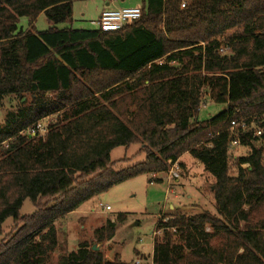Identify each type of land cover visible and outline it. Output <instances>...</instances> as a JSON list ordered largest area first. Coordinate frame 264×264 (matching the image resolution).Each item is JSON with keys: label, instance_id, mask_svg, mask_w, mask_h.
I'll return each instance as SVG.
<instances>
[{"label": "trees", "instance_id": "16d2710c", "mask_svg": "<svg viewBox=\"0 0 264 264\" xmlns=\"http://www.w3.org/2000/svg\"><path fill=\"white\" fill-rule=\"evenodd\" d=\"M141 9L120 30L84 29L64 25L74 0H0V102L18 100L0 123V232L8 218L15 225L0 264H49L56 220L126 180L182 167L187 152L215 178L216 212L160 220L153 263L264 264V0H145ZM41 14L45 30L33 25ZM207 97L223 110L200 121ZM50 117L45 135L28 133ZM243 119L246 128L231 129ZM235 139L248 148L237 158ZM132 144L145 160L117 170L112 150ZM26 199L36 210L22 216ZM94 234L110 240L116 223ZM56 264L138 263L108 261L83 242Z\"/></svg>", "mask_w": 264, "mask_h": 264}, {"label": "rangeland", "instance_id": "374dc122", "mask_svg": "<svg viewBox=\"0 0 264 264\" xmlns=\"http://www.w3.org/2000/svg\"><path fill=\"white\" fill-rule=\"evenodd\" d=\"M117 4L123 3L117 0ZM142 5L143 0H127L121 7H141ZM103 8L102 0H75L73 21L64 25L73 28L97 29ZM113 8L112 5L107 9ZM20 26L27 30L29 28L28 19L22 18ZM47 28H49V22L45 14H42L36 22V29L45 30ZM225 40L222 38V42ZM17 103L18 100L14 96H8L3 103L0 102V123L5 121L8 111L14 109ZM222 110L223 105L213 103L207 97L206 103L202 105L198 114V120H208ZM54 119L55 117H50L41 120L45 127L41 135L47 133L48 125ZM140 149V144H132L128 147L119 146L113 149L111 158L115 163V168L119 170L143 162L146 155L140 152ZM247 152L248 148L244 146L232 147L234 158ZM182 158L186 169L183 171L179 165L181 168L179 180H170L168 173L162 176L142 174L113 186L108 191L86 201L75 211L56 220L60 247L50 258L49 264H56L60 255L77 250L83 242L99 246L108 261L115 260L119 255L124 262L140 260L151 264L154 233L161 219H167L174 213L195 215L205 209L216 212L210 188L215 178L209 175L205 166L190 153ZM157 178L162 180L156 181ZM108 205L110 210L105 208ZM171 205L175 206L174 210H171ZM35 210L33 202L26 199L21 208V214L22 216L30 215ZM120 215L124 216L123 220H118ZM109 220L116 223L115 236L110 240L96 243L95 230L105 226ZM14 231L13 219L8 218L0 232V245L6 242ZM162 235L163 232L158 233L156 238ZM137 250L140 253L139 256L136 254Z\"/></svg>", "mask_w": 264, "mask_h": 264}, {"label": "built area", "instance_id": "2783aa9c", "mask_svg": "<svg viewBox=\"0 0 264 264\" xmlns=\"http://www.w3.org/2000/svg\"><path fill=\"white\" fill-rule=\"evenodd\" d=\"M186 6V1L182 3V8ZM142 17V9L140 7H121L116 9H107L103 11L100 17V26L104 30H120L124 25L133 23L137 20H139ZM219 53L221 54H229L232 51V48L227 43H222L219 47ZM242 126L243 128H246L247 122L246 119H243L242 121H231V129L234 130L238 126ZM45 127H43L41 121L37 123L34 127L30 128L28 130V133L30 135H36L37 133H41V131H44ZM263 132L262 129H257L256 135H261ZM240 146V140L235 139L232 141V147ZM172 168L167 172L169 175L170 180H179L180 178V170L179 163L176 162L172 166ZM156 175V174H155ZM106 210H110V206L105 207ZM165 221L166 219H161ZM163 232L162 230H156L154 233V236L158 233ZM154 237V239H155ZM136 263H141L140 260H135Z\"/></svg>", "mask_w": 264, "mask_h": 264}, {"label": "crops", "instance_id": "0c3cea01", "mask_svg": "<svg viewBox=\"0 0 264 264\" xmlns=\"http://www.w3.org/2000/svg\"><path fill=\"white\" fill-rule=\"evenodd\" d=\"M75 1V0H74ZM103 1V3H104V8H103V10L101 11V14L103 13V11H105V10H107V8L108 7H110V6H114V8L113 9H116V8H121V5H123V4H125L126 2H127V0H121V3H123V4H117V0H102ZM145 0H143V2H144ZM138 7H140V6H138ZM142 7V6H141ZM140 7V8H141ZM101 14H100V17H101ZM42 15V14H41ZM40 15V16H41ZM39 16V17H40ZM39 17L37 18V20L33 23V25H35V27H36V22L38 21V19H39ZM100 17H99V27H100ZM31 26L32 25H29V28L28 29H30L31 28ZM49 26H50V24H49ZM187 153H189V152H187ZM187 153H185V154H187ZM185 154H183L181 157H180V159H179V162H181V163H183V165H182V170L184 171L185 169H186V164L183 162V156L185 155ZM162 174H164V173H161V174H158L157 176H162ZM154 175V174H153ZM155 176V175H154ZM175 209V206L174 205H171V210H174ZM153 248H154V245H153ZM152 255H153V252L151 253V258H150V263L151 264H154L153 263V260H152Z\"/></svg>", "mask_w": 264, "mask_h": 264}, {"label": "water", "instance_id": "95a60500", "mask_svg": "<svg viewBox=\"0 0 264 264\" xmlns=\"http://www.w3.org/2000/svg\"><path fill=\"white\" fill-rule=\"evenodd\" d=\"M93 249H94V250H100L99 246H97V245H94V246H93Z\"/></svg>", "mask_w": 264, "mask_h": 264}]
</instances>
